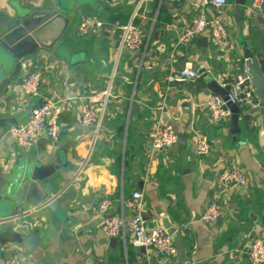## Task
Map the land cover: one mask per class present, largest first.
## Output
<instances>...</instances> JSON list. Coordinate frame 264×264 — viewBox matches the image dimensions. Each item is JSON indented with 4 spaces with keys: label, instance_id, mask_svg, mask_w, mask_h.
<instances>
[{
    "label": "crops",
    "instance_id": "0c3cea01",
    "mask_svg": "<svg viewBox=\"0 0 264 264\" xmlns=\"http://www.w3.org/2000/svg\"><path fill=\"white\" fill-rule=\"evenodd\" d=\"M251 1L239 6L228 0L217 10L205 7L208 15L223 22L231 39L230 47L221 49L210 43L206 32L175 45L177 33L200 9V0H81L69 12L63 36L67 49L81 54L78 60L71 62L46 49L29 56L40 72V96L27 98L16 79L0 97V115L23 120L30 105L44 97H66L72 106L60 116L61 132L55 141L41 137L46 140L22 150L8 135V127L4 130L0 135V193H6L21 161L59 156L66 163L49 177L44 189L53 196L66 195L60 207L72 221L74 236H63V226L50 210L32 204L23 209V193L12 191L22 215L18 223L28 225L45 250L48 264H249L250 240L264 233V154L257 142L261 111L250 113L255 106L242 107L241 131L234 139L229 119L211 122L205 103L215 94L207 87L211 80L219 84L246 65L242 45L256 55L264 71V3L263 13L254 16L247 10ZM57 2L0 0V14L12 16ZM86 15L102 20L103 27L80 34L77 28ZM112 17L139 27L138 48L121 46L120 32L111 30ZM184 68L193 69L197 76L168 79ZM107 88L110 96L99 111L98 128L83 125L79 106ZM157 116L171 124L182 140L153 151L151 128ZM193 129L209 140V150L202 156L192 152ZM231 167L244 173L245 185L218 181L220 172ZM133 191L142 193L146 227L154 222L161 226L162 218L174 227V254L139 249L131 244L128 229L111 237L103 234L99 200L109 198V212L127 220L132 212L125 202ZM208 202L219 207L212 224L199 218ZM6 258L34 264L14 243L0 245V260Z\"/></svg>",
    "mask_w": 264,
    "mask_h": 264
},
{
    "label": "built area",
    "instance_id": "2783aa9c",
    "mask_svg": "<svg viewBox=\"0 0 264 264\" xmlns=\"http://www.w3.org/2000/svg\"><path fill=\"white\" fill-rule=\"evenodd\" d=\"M119 0H110L115 3ZM228 0H200V9L178 33L175 45L179 46L190 42L193 38L207 33L210 43L221 49H228L231 39L227 33L223 22L216 16H210L205 11V7L210 6L220 9L227 5ZM264 0H252L247 7L251 15H261L263 13ZM103 27V21L91 16H83L79 25L80 34L87 33L92 28ZM112 31L120 32V44L123 48L133 50L139 47L141 35L139 27L130 21L121 22L116 19L111 24ZM19 71L17 82L23 95L30 99H36L39 95L40 72L34 69L33 61L29 57L18 60ZM143 64L141 57L139 65ZM146 69L150 65H144ZM197 76L196 71L191 68H184L176 73L170 74V81L192 80ZM220 87L228 86L227 98L223 100L218 94H210L206 99L208 118L213 123L221 122L230 115L225 107L227 101L238 103L240 108L256 106L257 98L253 88L249 83V76L246 65L228 79L219 82ZM110 96L109 89L96 92L78 108L80 122L83 125L99 126V111ZM72 106L66 97H44L40 102H33L30 105L25 119L10 125L7 133L12 137L16 145L26 150L33 146L41 137H46L51 141L58 139L61 132L60 116ZM194 144L192 152L196 156H202L209 150V140L206 135L198 133L194 129ZM176 141V134L171 124L163 122L160 116L153 119L151 128V148L153 151L167 149ZM218 181L224 184L235 183L245 185L247 182L244 173L231 167L224 169L218 175ZM125 205L132 214L126 220L123 215H116L109 212L111 200L103 197L97 205V214L100 217L101 230L107 237L124 234L125 229L130 232V242L134 246L150 248L162 255H172L176 249L172 236L166 232L162 226L146 227L142 218V193L133 191L130 199L126 200ZM219 207L215 202H208L200 212L199 218L203 223L212 224L218 217ZM249 264H264V233L253 235L247 250ZM0 264H17L13 258L0 260Z\"/></svg>",
    "mask_w": 264,
    "mask_h": 264
},
{
    "label": "water",
    "instance_id": "95a60500",
    "mask_svg": "<svg viewBox=\"0 0 264 264\" xmlns=\"http://www.w3.org/2000/svg\"><path fill=\"white\" fill-rule=\"evenodd\" d=\"M57 4L47 7L28 9L26 12L5 15L0 14V97L6 93L12 83L17 79L19 71L18 60L29 57L39 49L54 51L60 57L73 62L78 60L80 53H72L67 49V43L63 40L67 24L68 14L75 4L81 0H57ZM239 6H243L245 0H235ZM240 9V8H238ZM94 29V28H92ZM242 56L246 61L250 86L257 98V104L249 112L261 111L260 128L257 130V142L264 154V71L256 55L246 45L241 46ZM208 89L218 94L223 100L227 98L228 86L220 87L215 80L207 84ZM135 107V104L133 105ZM225 107L229 110V131L232 138L240 133L239 116L242 109L238 103L227 101ZM21 121L19 116L0 115V135L10 125ZM46 139L39 138L36 143ZM182 135L176 134V141L180 142ZM66 163L56 156L47 161L26 160L16 165L14 175L5 194L0 193V245L14 243L19 245L24 252L31 257L34 264H48L45 250L37 243L35 237L30 234L27 224L18 223L22 217L18 213V206L12 199V191L19 189L23 193L26 202L23 209L29 205L40 206L50 210L55 219L63 226V236L72 237V221L60 207V202L66 195H52L44 189L49 177L56 174ZM12 193V194H11ZM161 226L168 234L174 232V227L166 218L160 220ZM262 224L264 228V207ZM156 225V222L152 223ZM264 230V229H263ZM139 249L144 247L139 246Z\"/></svg>",
    "mask_w": 264,
    "mask_h": 264
},
{
    "label": "trees",
    "instance_id": "16d2710c",
    "mask_svg": "<svg viewBox=\"0 0 264 264\" xmlns=\"http://www.w3.org/2000/svg\"><path fill=\"white\" fill-rule=\"evenodd\" d=\"M111 20H115V17H112ZM121 22H124V20H120ZM114 22V21H113Z\"/></svg>",
    "mask_w": 264,
    "mask_h": 264
}]
</instances>
